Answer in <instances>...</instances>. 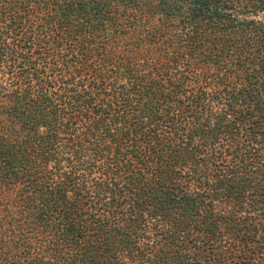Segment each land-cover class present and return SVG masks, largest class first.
<instances>
[{
  "label": "trees",
  "instance_id": "obj_1",
  "mask_svg": "<svg viewBox=\"0 0 264 264\" xmlns=\"http://www.w3.org/2000/svg\"><path fill=\"white\" fill-rule=\"evenodd\" d=\"M264 0H0V264H264Z\"/></svg>",
  "mask_w": 264,
  "mask_h": 264
},
{
  "label": "rangeland",
  "instance_id": "obj_2",
  "mask_svg": "<svg viewBox=\"0 0 264 264\" xmlns=\"http://www.w3.org/2000/svg\"><path fill=\"white\" fill-rule=\"evenodd\" d=\"M256 19L259 20V21L264 22V13H260V14H258V16H257Z\"/></svg>",
  "mask_w": 264,
  "mask_h": 264
}]
</instances>
